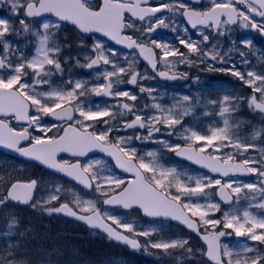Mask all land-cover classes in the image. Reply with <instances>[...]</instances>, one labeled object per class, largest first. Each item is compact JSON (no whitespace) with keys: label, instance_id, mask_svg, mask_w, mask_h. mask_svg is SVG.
Segmentation results:
<instances>
[{"label":"snow or ice","instance_id":"obj_1","mask_svg":"<svg viewBox=\"0 0 264 264\" xmlns=\"http://www.w3.org/2000/svg\"><path fill=\"white\" fill-rule=\"evenodd\" d=\"M5 6L8 11L0 15V148L70 178L92 198L55 182L0 171V214L8 218L0 233L7 241L0 247V264H30L22 246L12 242L19 221L11 206L19 205L83 221L137 252L156 250L171 257L180 250L174 264H190L185 259L194 255L189 240L157 238L156 227H142L118 210L178 222L195 233L204 242L200 255L205 259L198 264H264L258 246L264 245V146L239 135L242 121L232 122L245 102L264 116V72L249 60L253 41L232 38L236 30L264 38V0H0V8ZM66 23L81 38L75 56L69 37L62 35ZM157 30L171 31L177 43L160 39ZM97 34L91 47L83 42ZM224 38L228 47L221 43ZM259 60L264 61V51ZM180 65L235 77L252 94L242 97L227 89L215 98L177 94L165 105L144 81L193 79L199 85V77L178 71ZM74 68L93 70L94 78H74ZM141 96L151 103L139 104ZM92 97L106 100L101 104ZM197 108H218L223 126L206 131L187 126L185 118L195 116ZM148 144L160 149L145 150ZM162 152L207 171L168 167ZM243 175H255L257 182L231 179ZM67 195L71 202L61 203ZM242 200L247 207L241 214ZM233 236L245 240L237 246L222 242Z\"/></svg>","mask_w":264,"mask_h":264},{"label":"trees","instance_id":"obj_2","mask_svg":"<svg viewBox=\"0 0 264 264\" xmlns=\"http://www.w3.org/2000/svg\"><path fill=\"white\" fill-rule=\"evenodd\" d=\"M16 218L21 226V240L31 242L35 249H43L44 243L61 254L70 255L71 259L84 257L82 261L93 264H151L149 258L137 255L101 236L95 238L94 235L86 234L64 218L43 219L36 212L20 213Z\"/></svg>","mask_w":264,"mask_h":264},{"label":"rangeland","instance_id":"obj_3","mask_svg":"<svg viewBox=\"0 0 264 264\" xmlns=\"http://www.w3.org/2000/svg\"><path fill=\"white\" fill-rule=\"evenodd\" d=\"M197 92H200L201 94H206V95L209 96V98H215L217 96V94H218L216 87L213 88L212 90H208V89L202 87L201 85H197V86H195L193 91H191V93L185 94V95H190L192 93L194 94V93H197ZM240 108H241V106H240ZM205 112H208V115H204ZM218 112H217V115H218ZM217 115L212 113V109L211 108H197L195 116H189V117L185 118V124L188 126L186 121L190 120V121H193V123L202 124L203 128L207 130L208 127L212 126L214 122H220L221 123L220 127H222L223 125H222V122L220 120V117L217 116ZM240 121H242L243 123L240 124L239 135L242 136V137H247L249 139L250 143H254L258 147L259 146H264V133H262V136L257 138L254 141L251 139L252 135L255 132L260 131L261 129H264V118L254 117V116L253 117H248V116L243 115V114L234 113L233 114V118H232V122L236 123V122H240ZM189 126L193 127V124H191ZM173 139H175V138L173 137ZM158 147H160V146L159 145L147 146V147H145V150H159ZM166 166H168V165H166ZM184 167L186 168L185 165H184ZM29 169L30 168H28L26 166V164L23 163L20 160L9 158V157L0 156V171L6 170L7 172L11 173L13 177H19V178L25 177V175L28 173ZM178 170H182V171H186V172L191 173V174H195V173H192L191 171L185 170L183 168L182 169H178ZM234 180H236L238 182H244V183H253V182H245V181H242V180H239V179H234ZM50 182H55V183L60 184L56 180H51ZM41 187L42 188H46L47 185H42ZM63 188L66 189V190H74L73 188H71L69 186H63ZM40 194L41 193H38L37 197H39ZM83 197L85 199L92 198V197H86V196H83ZM66 199L71 201L72 197L70 195H67ZM246 203H247L246 201L242 200L240 202V205H244ZM222 210L223 211H228L229 207L228 206L227 207H223ZM12 211H16V208L14 206H11V212ZM118 214H120L122 216H125V218H127V219H133V218L137 219L140 222V225L142 227H149V226L156 227L158 229L157 238L163 237L164 239H169V240H174V239H177V238H184V237L181 236L182 232H176L173 236H170V234L167 236L165 234V232H162V231H166V227H165L164 224H162L160 222L154 223L153 221H146V220L141 219L138 215L131 214V213L130 214H123L120 211H118ZM217 216L220 217V213H217ZM1 223L2 222L0 221V226H1ZM5 230H6L5 228H0V233L4 232ZM171 230H174V229L168 230L169 233H170ZM159 232H161V233H159ZM184 239L188 240L187 236H185ZM241 241H244V239L243 238H237L236 241H234V245L233 246H237ZM3 242H7V241H5L4 239L0 238V247H1ZM12 242H15V241L12 239ZM25 250H26V252H31L32 251L29 246H26ZM192 250H193L194 255H192L190 257H186L185 259L188 260L190 262V264H198V262H199L198 257L199 256H196V254H197L198 251H200V247L197 244ZM174 254L180 255V250H177ZM56 260H57L56 258L54 260L51 256H46L45 259H41L40 260L39 264H58L56 262Z\"/></svg>","mask_w":264,"mask_h":264},{"label":"flooded vegetation","instance_id":"obj_4","mask_svg":"<svg viewBox=\"0 0 264 264\" xmlns=\"http://www.w3.org/2000/svg\"><path fill=\"white\" fill-rule=\"evenodd\" d=\"M258 19V18H257ZM236 33H241V36H242V38H251L252 40L255 38L254 37V33L252 32V31H240V30H236L235 32H234V34L233 35H235ZM260 40L259 39H256V41H254L253 42V46H254V48H253V52H252V54H251V56H250V58H249V60L251 61V59H252V57H253V54L257 51V50H259V45H260ZM225 77H232V76H230V75H225Z\"/></svg>","mask_w":264,"mask_h":264}]
</instances>
